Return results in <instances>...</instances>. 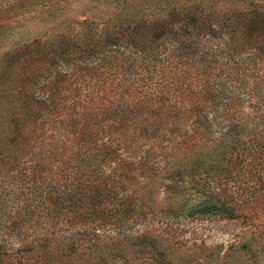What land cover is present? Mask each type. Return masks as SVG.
I'll use <instances>...</instances> for the list:
<instances>
[{
    "label": "rangeland",
    "instance_id": "rangeland-1",
    "mask_svg": "<svg viewBox=\"0 0 264 264\" xmlns=\"http://www.w3.org/2000/svg\"><path fill=\"white\" fill-rule=\"evenodd\" d=\"M6 122L0 264H264V0H0Z\"/></svg>",
    "mask_w": 264,
    "mask_h": 264
},
{
    "label": "trees",
    "instance_id": "trees-1",
    "mask_svg": "<svg viewBox=\"0 0 264 264\" xmlns=\"http://www.w3.org/2000/svg\"><path fill=\"white\" fill-rule=\"evenodd\" d=\"M9 88H10V89H8L9 96H11L12 94H15L16 93L17 94L16 95L17 99H19V98L23 99L24 98V99L27 100L28 98H30V99H32L34 101H37V100L41 99V97H39L38 94L36 93V89H34L32 91L31 89L26 88V89H24L22 91L17 86H11ZM16 90H18V91H16ZM13 91H16V92H13ZM3 108H4L3 110L6 112L7 115H10V116L13 117L12 120H8L9 123H12L14 121L13 119L17 120V117L22 118V116H23V114H21L22 112L19 111V110L17 111L16 107H13L12 112H11L12 107H3ZM26 113L27 112H24V116H25ZM6 124H7V122H6ZM8 131L11 133L12 129H11V127L9 128V126L7 124L5 126V134L0 137V139H3L4 140V142H3L4 147L5 146H8V144L10 142L12 143V140L15 139V136H10L8 134ZM31 244H33V243L31 242Z\"/></svg>",
    "mask_w": 264,
    "mask_h": 264
}]
</instances>
